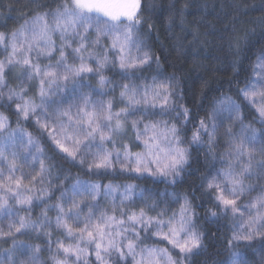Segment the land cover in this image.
<instances>
[{"label": "snow or ice", "instance_id": "obj_1", "mask_svg": "<svg viewBox=\"0 0 264 264\" xmlns=\"http://www.w3.org/2000/svg\"><path fill=\"white\" fill-rule=\"evenodd\" d=\"M30 4L0 31V264H198L201 210L226 233L220 264H264V46L248 71L230 41L228 89L190 101L153 51L148 0ZM194 153L200 205L180 190Z\"/></svg>", "mask_w": 264, "mask_h": 264}, {"label": "trees", "instance_id": "obj_2", "mask_svg": "<svg viewBox=\"0 0 264 264\" xmlns=\"http://www.w3.org/2000/svg\"><path fill=\"white\" fill-rule=\"evenodd\" d=\"M41 2L46 3L49 0H41ZM148 3L150 9L155 11L150 17L145 16L148 23L144 28L151 32L153 51L160 57L168 74H172L175 70L176 74L183 78L185 92L190 101L194 94L199 93L204 83H207L209 98L218 88L228 89L231 73L227 71L226 66L232 58V52L229 50L230 41L234 46L236 41H239V47L246 57L245 67L248 71L250 68L247 60L251 59L255 63L256 54L264 46V0H148ZM33 8L34 5L30 4V0H0V31L18 28L23 23V17L30 15ZM149 25H151L150 29ZM55 39L59 45V38ZM68 51L70 52L71 49ZM71 59L69 56V62ZM44 63L47 61L44 60ZM106 74L112 76L111 72ZM14 75L19 76L20 70L17 69ZM145 75L147 76L148 73ZM12 83L15 87L16 82ZM91 83L94 87L97 86L96 80ZM114 103L118 109L119 89L115 93ZM193 115L194 117L197 115L195 108ZM29 131L32 129L29 128ZM221 151L223 149L219 150L217 155H220ZM254 155L257 159L260 158L258 153ZM224 162H227V157ZM23 171L29 175L34 174L27 167ZM72 171L75 174L77 170L73 168ZM204 173V156L202 153L199 155L194 153L191 172L185 175L180 190L191 193L197 205L201 204L200 192L193 190L198 188L200 177ZM147 187L155 190L152 184H148ZM159 188L162 189L163 185ZM104 206L111 210L110 202L105 203ZM199 215L200 225L206 232V250L197 257L198 264H220L229 254V249L224 243L226 233L217 224L203 219L204 210H201ZM39 216L40 209L37 207L33 210L32 219L35 220ZM49 216L54 221L55 213L50 212ZM7 226V221L0 223V228L5 231ZM26 242L34 243L35 240ZM10 246L0 242V251ZM44 258L47 259V256L45 255ZM259 258V253H256L254 260L258 262Z\"/></svg>", "mask_w": 264, "mask_h": 264}]
</instances>
